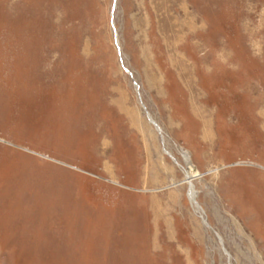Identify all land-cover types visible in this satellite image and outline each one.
I'll return each instance as SVG.
<instances>
[{"label": "rangeland", "instance_id": "374dc122", "mask_svg": "<svg viewBox=\"0 0 264 264\" xmlns=\"http://www.w3.org/2000/svg\"><path fill=\"white\" fill-rule=\"evenodd\" d=\"M0 264H264V0H0Z\"/></svg>", "mask_w": 264, "mask_h": 264}, {"label": "bare ground", "instance_id": "6f19581e", "mask_svg": "<svg viewBox=\"0 0 264 264\" xmlns=\"http://www.w3.org/2000/svg\"><path fill=\"white\" fill-rule=\"evenodd\" d=\"M149 118L153 122V119L151 117H149ZM186 159L188 160L187 157H186ZM188 165H189V168L187 170H188V173L189 174H187V182H190L192 180V177H193L192 175H198V171H197V169L193 165H190V163H188ZM189 196H190L191 201H193L195 194H194V192L192 190V186H190ZM193 204L195 205L194 201H193Z\"/></svg>", "mask_w": 264, "mask_h": 264}]
</instances>
